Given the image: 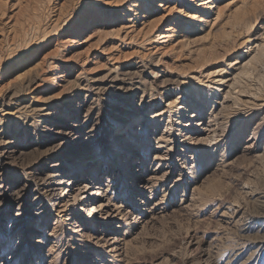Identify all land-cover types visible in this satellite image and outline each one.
<instances>
[{
	"label": "rangeland",
	"instance_id": "374dc122",
	"mask_svg": "<svg viewBox=\"0 0 264 264\" xmlns=\"http://www.w3.org/2000/svg\"><path fill=\"white\" fill-rule=\"evenodd\" d=\"M263 42L264 0H0V264H264Z\"/></svg>",
	"mask_w": 264,
	"mask_h": 264
},
{
	"label": "bare ground",
	"instance_id": "6f19581e",
	"mask_svg": "<svg viewBox=\"0 0 264 264\" xmlns=\"http://www.w3.org/2000/svg\"><path fill=\"white\" fill-rule=\"evenodd\" d=\"M111 20H112V19H111ZM92 25H93V26H96V25H98V22H94V21H93V22H92ZM261 42H262V41H261ZM258 43H259V42H258ZM261 44H262V43H261ZM261 44H260V45H261ZM263 44H264V42H263ZM257 46H258V44H257ZM262 46H263V45H262ZM258 48H259V47H258ZM249 49H250V48H249ZM253 49H254V48H253ZM253 49H252V50H253ZM256 49H257V48H256ZM261 49H262V47H261ZM257 50H260V49H257ZM257 50H256V52H255V53H257L256 55H258ZM260 51H261V52H260L259 54H260V56H262L261 53L263 54L264 51H262V50H260ZM253 53H254V52H253ZM256 55H254V57H255ZM263 55H264V54H263ZM258 56H259V55H258ZM260 56H259V57H260ZM111 57H112V56H111ZM251 57L253 58L252 61H254V62H255L256 59H257V60L259 59V57L257 58V56H256V57H255L256 59L254 60L253 55H252ZM251 57H250V59H251ZM248 62H249V64H248V66H249V65H250V60H248ZM248 62H247V63H248ZM247 63H246V64H247ZM251 63H252V62H251ZM243 64H245V63H242L241 66L238 68L239 71H240V68L243 67ZM246 64H245V65H246ZM248 66H247V67H248ZM244 67L246 68V66H244ZM241 70H243V69H241ZM238 74H239V73H238ZM223 79H224V78H223ZM235 79H236V78H235ZM231 82H232V81H231ZM222 83H223V82H222ZM228 83H229V82H228ZM218 84L220 85V83H218ZM232 85H233V84H232ZM227 86H228V85H227ZM227 86H226V87H227ZM230 86H231V85H230ZM227 89H228V88H227ZM224 94H225V92H224ZM205 134H206V133H205ZM119 135H124V134H120V133H119ZM127 140H128V139H127ZM127 140H124V141H127ZM128 167L132 168L133 171H136V169H137V167H138V162H136L135 160H134V161H131V162H130V165H129ZM91 169H92V168H90V169H88V170L91 171ZM92 172H93V171L90 172V176H92V174H91ZM94 172H95V171H94ZM75 173H76V172H75ZM84 173H86V172H83V174H84ZM66 177H69V178H67V179H68V181H70V182H68V181L66 182L67 185H71L72 183L75 184L74 187L80 185V180H79V179L73 181V178L77 179V178H78V175H73V176H72V175L69 174V175H67ZM76 181H77V182H76ZM81 184H82V182H81ZM69 187H70V186H69ZM49 188H50V187H49ZM76 188H77V187H76ZM76 188H75V189H76ZM71 189H72V188H71ZM75 189H74V190H75ZM69 190H70V189H69ZM99 206H102V204H99ZM98 212H99V211H98ZM67 216H68V215H67ZM74 222H75L74 219H72V223H74ZM98 225L101 226L100 224H98ZM98 225H96V226H98Z\"/></svg>",
	"mask_w": 264,
	"mask_h": 264
}]
</instances>
